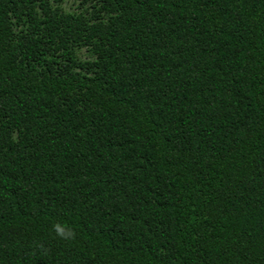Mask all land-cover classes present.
<instances>
[{
	"label": "trees",
	"instance_id": "obj_1",
	"mask_svg": "<svg viewBox=\"0 0 264 264\" xmlns=\"http://www.w3.org/2000/svg\"><path fill=\"white\" fill-rule=\"evenodd\" d=\"M0 264H264V0H0Z\"/></svg>",
	"mask_w": 264,
	"mask_h": 264
}]
</instances>
